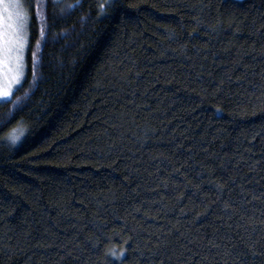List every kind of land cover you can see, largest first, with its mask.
Returning <instances> with one entry per match:
<instances>
[{"label": "trees", "instance_id": "trees-1", "mask_svg": "<svg viewBox=\"0 0 264 264\" xmlns=\"http://www.w3.org/2000/svg\"><path fill=\"white\" fill-rule=\"evenodd\" d=\"M21 1L0 264H264V0Z\"/></svg>", "mask_w": 264, "mask_h": 264}, {"label": "snow or ice", "instance_id": "snow-or-ice-1", "mask_svg": "<svg viewBox=\"0 0 264 264\" xmlns=\"http://www.w3.org/2000/svg\"><path fill=\"white\" fill-rule=\"evenodd\" d=\"M69 8L73 5H68ZM7 13V15H5ZM28 15L23 10L20 0H0V67H3L5 61L11 60L15 54L17 71L23 73V51L26 46V25ZM44 35L43 28L41 36ZM39 48V41L37 42ZM33 61L35 64L36 53H33ZM35 75V73H34ZM15 82H19V76L15 78ZM11 93L9 91L0 90V97H7ZM20 139L15 133L9 137L11 144L15 145Z\"/></svg>", "mask_w": 264, "mask_h": 264}, {"label": "rangeland", "instance_id": "rangeland-1", "mask_svg": "<svg viewBox=\"0 0 264 264\" xmlns=\"http://www.w3.org/2000/svg\"><path fill=\"white\" fill-rule=\"evenodd\" d=\"M20 3L23 5V10L28 15V11L24 5V2L22 3V1L20 0ZM5 15H7V13H5ZM27 23H28V21H27ZM25 32H26V40H27L28 39L27 38V33H28L27 25H26ZM26 48H27V43H26V46H25L24 51L22 53L23 64H24L22 75H20V73L17 71L15 54H13V57L11 60L5 61L3 67H0V90L9 91L11 93L7 97H0V102L7 100L11 97L13 91L20 85V83L24 77ZM17 76H19V82L18 83L15 82V78Z\"/></svg>", "mask_w": 264, "mask_h": 264}]
</instances>
